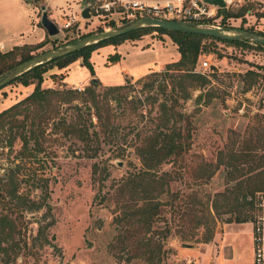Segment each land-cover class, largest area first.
Segmentation results:
<instances>
[{
    "label": "rangeland",
    "instance_id": "1",
    "mask_svg": "<svg viewBox=\"0 0 264 264\" xmlns=\"http://www.w3.org/2000/svg\"><path fill=\"white\" fill-rule=\"evenodd\" d=\"M27 1L41 26L44 1ZM86 1L47 3L52 9L50 16L61 12L67 17L73 11L80 20ZM46 10L49 16L48 7ZM226 10L243 13L223 20L224 13L219 11L220 26L216 27L229 33L251 30L248 27L264 31V0H248ZM25 19L24 11L21 15L9 6H0V28L21 29L26 27ZM121 24L91 14L79 24L60 28L55 35L45 31L43 37L31 35L28 39L32 42L19 44H39L30 52L34 55L64 48L98 32L99 27L107 30ZM178 58L172 37L149 29L138 38L93 49V74L80 56L63 67L45 64L42 87L65 89L80 84L81 89L72 102L51 95L42 110L31 104L28 111L26 103L20 104L0 125V187L4 188L0 213L13 219L16 227L10 237L0 236V264H252L251 218L234 221L235 215L249 211L247 207H242L240 200L234 209L220 208L218 215L210 207L214 195L228 186V170L216 164L219 150L246 141L255 152H264V148L258 149V139L264 141V47L252 43L204 39L196 70L207 74L209 82L190 88L189 97H179L178 108L191 120V147L180 165H163L177 176L170 182L171 192L177 195L164 193L158 198L165 205L159 208L152 232L133 229L137 220L132 214L140 204L134 207L128 176L143 168L137 146L163 123L159 102L168 94L160 90L158 81L150 85L147 74L162 71L166 63ZM201 59L209 60L211 66L204 67ZM92 77L98 80L97 108L87 89ZM112 84L127 85L106 93V86ZM34 85L14 80L1 87L0 111L29 94ZM201 90L203 96L197 99ZM70 120L80 131H71ZM257 171L258 167L247 173L256 177L258 184ZM176 172L182 175L178 177ZM183 200L194 213L182 215ZM120 216L122 220L117 221ZM182 233H188V239L182 240ZM153 235L160 236L157 240L164 245V252L159 260L153 256L147 261L146 251L151 246L146 239ZM183 243L193 247H183Z\"/></svg>",
    "mask_w": 264,
    "mask_h": 264
},
{
    "label": "trees",
    "instance_id": "2",
    "mask_svg": "<svg viewBox=\"0 0 264 264\" xmlns=\"http://www.w3.org/2000/svg\"><path fill=\"white\" fill-rule=\"evenodd\" d=\"M220 11H223L224 13L223 20H225L228 15L238 16L243 13H234L231 10H226L224 8L220 9ZM112 26H115V24L112 23ZM149 29H156L168 33L177 45L179 58L166 63L162 71H151L147 74V78L150 77V81L148 82L150 85L154 84L155 81H158L160 90L162 92H168V94L159 102L160 117L163 118V123L159 125L154 134L149 135L146 140L137 146V153L142 161L143 168L128 176L131 184H133L131 188L135 196L134 201L136 204L134 207L140 204L132 214V216L135 217L134 219L137 220L135 223H132L133 229L137 232L144 231L145 233L152 232L151 226L152 223L158 219L159 208L162 204L165 205V203H162L158 198L164 193L169 194L172 197L177 195V193L171 192L170 190V182L171 180L176 179L177 176H173L169 169H165L163 165L169 163L171 166L180 165L184 154L191 147V120L186 112H183L178 108L180 104L179 97L187 98L190 96V88L204 86L209 82L207 74L196 70V63L204 51V39H218L231 44L252 43L253 45L260 47H264V44L247 38L230 40L196 32L167 29L158 25L141 26L118 36L104 38L86 44L85 46L63 56L52 57L35 64L16 75L10 82L20 80L25 85L34 82L35 85L33 90L16 103H13L0 111V125H2V122L9 114V111L16 110V108L23 103H26L28 111L31 110V104L37 107L38 110H42L50 99V96L53 94L60 95V99L64 102H72V100L76 98V93L79 90L75 88L57 89L41 86L43 73L47 70V67H44L46 63L54 62L58 64L59 67H63L80 56L82 63L88 66L93 74L94 72L90 61L91 51L93 49L107 42L117 44L126 38H138L143 31ZM248 29L252 30V27H248ZM101 30H103V28L99 27L98 31ZM254 31L258 32L260 35H264V31L261 29ZM83 35L84 34H81L80 36ZM37 46H39V44L22 43L15 44L12 48L5 51L0 50V76L16 64L32 56L30 52ZM18 54L19 56H17ZM250 71L251 70L247 72ZM137 81H140V77L137 78ZM126 85L127 84L107 85L105 91L106 93H115L122 88H125ZM87 89L90 93L89 97L92 99V103L97 108L95 94L97 95L98 92H96L93 85H90ZM203 93V90H201L196 95L197 99L201 98ZM86 99H88V97H86ZM74 107H78V104H74ZM69 126L73 133L80 131V128H77V124L73 120H70ZM24 141L26 142L27 140L25 139ZM261 148H264V141L261 142V140L258 139V149ZM254 149L253 145H249L245 141V144L239 147L227 145L225 148L219 150L216 164L217 167L222 164L224 165V168L228 170L226 175V183L228 186H226L224 191L214 195L210 207L215 214H220V208L222 207L228 208V210L236 208L241 200V206H246L249 211L247 213H238L235 215L234 221L244 222L249 218H252L254 193L259 190H264V152L257 153ZM244 164L246 166H244ZM257 167L258 171L254 175H258V184L256 183L257 178L247 173ZM176 173L178 174V177L182 175L181 172ZM123 186H125V184ZM123 186L122 189L124 188ZM2 188L3 186L0 187V200L2 197ZM135 194H137V197ZM221 201H223L222 205L220 203ZM182 203L184 206V211L182 213L183 216H186L187 211L192 213L195 212V209L190 207L186 200H183ZM116 220L121 221L122 217L120 216L119 218H116ZM14 223L15 221L13 219L7 218L0 213V236L6 235L10 237L16 230ZM200 224L201 223L199 222L197 226ZM155 236L156 235L149 236L150 239H146L149 241L146 244L151 246L150 250L146 251V253L149 252L147 261H151L153 256L155 258L157 257L159 260L160 254L164 252V245L157 240L160 236ZM166 236L167 234L163 235L164 238ZM188 236V233L181 234L182 240L188 239Z\"/></svg>",
    "mask_w": 264,
    "mask_h": 264
},
{
    "label": "built area",
    "instance_id": "3",
    "mask_svg": "<svg viewBox=\"0 0 264 264\" xmlns=\"http://www.w3.org/2000/svg\"><path fill=\"white\" fill-rule=\"evenodd\" d=\"M248 0H224L219 6L206 0H92L90 14L99 20L125 23L138 17L158 19H176L193 22L202 26H220L217 18L220 9L241 5ZM222 17V16H221ZM74 23V14L65 19L59 28L69 27ZM201 56V55H200ZM204 67H210L207 59H201ZM75 89L80 90L77 84ZM252 264H264V190H259L253 197L251 218Z\"/></svg>",
    "mask_w": 264,
    "mask_h": 264
},
{
    "label": "water",
    "instance_id": "4",
    "mask_svg": "<svg viewBox=\"0 0 264 264\" xmlns=\"http://www.w3.org/2000/svg\"><path fill=\"white\" fill-rule=\"evenodd\" d=\"M212 4L224 6V0H206ZM42 12L40 15V22L42 26L46 29L49 35H55L60 31L58 24L54 20H52L48 16V12L44 5L41 6ZM90 6L85 4L81 9V16L83 18H89L90 14ZM144 25H158L163 28L167 29H176V30H183L187 32H196L201 34H207L211 36H215L217 38L222 39H251L257 42L264 44V35H260L258 32L253 30H246V29H238L236 33H229L226 29L216 26H202L198 25L193 22H185L183 20H176V19H158L154 17H138L128 22L121 24L118 27L110 28L107 30H101L94 33H89L76 41L72 42L68 46L61 48V49H47L37 54L30 56L29 58L21 61L20 63L16 64L6 73L0 76V88L4 85L8 84L12 79L15 78L16 75L20 74L21 72L27 70L31 66L43 62L44 60L50 59L52 57H59L70 52L77 50L80 47L85 46L86 44L96 42L100 39L104 38H111L114 36H118L120 34H124L136 28H139ZM98 83L96 77H92L90 79V84L94 87ZM183 247H193L192 244L183 243Z\"/></svg>",
    "mask_w": 264,
    "mask_h": 264
},
{
    "label": "crops",
    "instance_id": "5",
    "mask_svg": "<svg viewBox=\"0 0 264 264\" xmlns=\"http://www.w3.org/2000/svg\"><path fill=\"white\" fill-rule=\"evenodd\" d=\"M44 1L45 4H42L49 9V16L52 13V9L50 4H48V1L51 0H42ZM92 0H87L86 4ZM41 5V6H42ZM85 5V4H84ZM83 5V6H84ZM0 6H3L5 8L6 6H9L11 9L13 8L14 12L19 11L22 15L24 11V16L26 17L25 21L27 22L26 27H21V29H11V31H8V29H3L0 28V49L2 51L8 50L12 48L15 44H19L21 42H32L33 40H30V36H34L35 34L38 35L39 38L43 37L46 34V29L40 24H38V19L35 17V14H33V5L31 2L27 0H0ZM82 6V7H83ZM69 6H67L68 9ZM82 9V8H81ZM81 12V10H80ZM61 12L57 13L56 16L54 15L55 20L57 21H64L67 18H70L72 14H74V23L79 24V22L82 21V16L80 14V20H77L75 12L72 11V13L67 16V17H62L60 14ZM91 29V28H89ZM46 31V32H45ZM24 33L26 35L24 36ZM138 76V75H137ZM233 249V247H232ZM250 257H252V241H251V249H250Z\"/></svg>",
    "mask_w": 264,
    "mask_h": 264
}]
</instances>
